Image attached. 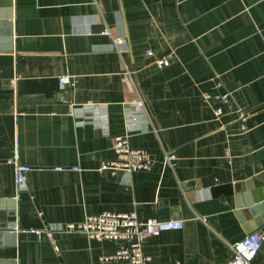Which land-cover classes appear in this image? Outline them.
Instances as JSON below:
<instances>
[{
    "label": "crops",
    "instance_id": "0c3cea01",
    "mask_svg": "<svg viewBox=\"0 0 264 264\" xmlns=\"http://www.w3.org/2000/svg\"><path fill=\"white\" fill-rule=\"evenodd\" d=\"M3 2L0 214L15 229L0 261L95 264L121 243L60 228L111 212L184 223L144 241L149 264H229L252 232L237 197L264 186V0ZM120 136L149 153L129 182L103 168ZM16 156L32 168L20 193Z\"/></svg>",
    "mask_w": 264,
    "mask_h": 264
},
{
    "label": "built area",
    "instance_id": "2783aa9c",
    "mask_svg": "<svg viewBox=\"0 0 264 264\" xmlns=\"http://www.w3.org/2000/svg\"><path fill=\"white\" fill-rule=\"evenodd\" d=\"M105 33H109L107 30ZM117 44H124V37L115 39ZM149 54H152L149 52ZM159 65H167L166 58H160ZM61 86L66 87L71 83L69 76L62 77ZM230 94H224L221 99L226 102ZM142 106V104H138ZM93 110V109H91ZM217 116L222 114V109L216 111ZM131 120H135L131 116ZM103 126L107 127V119L103 118ZM114 150L117 159L105 164L104 169H110L114 173L123 172L127 182L130 181L131 174L136 170L147 169L150 166L149 153L141 149L131 148L128 138L125 136L116 137L114 140ZM175 159L172 155L168 160ZM167 160V161H168ZM15 168V177L17 191L20 193L27 188V176L32 170L31 166L22 164L18 161L17 156L11 160ZM60 170V169H58ZM73 170H78L74 168ZM184 223L179 220H148L141 222L133 214H116L106 212L100 215L88 216L83 222L69 223L63 225L62 232H80L93 240H110L120 242L121 245L113 254L103 255L95 264H149L151 258L144 253L143 243L151 237L162 232L182 230ZM45 232L48 237L52 238L54 231L45 229L37 231L38 235ZM264 246V234L260 231H253L240 241L232 245L233 257L229 264H252L253 260ZM58 251V248L56 247Z\"/></svg>",
    "mask_w": 264,
    "mask_h": 264
},
{
    "label": "water",
    "instance_id": "95a60500",
    "mask_svg": "<svg viewBox=\"0 0 264 264\" xmlns=\"http://www.w3.org/2000/svg\"><path fill=\"white\" fill-rule=\"evenodd\" d=\"M11 7L10 0H4L3 7ZM3 14V11H2ZM11 21V18H7ZM6 18H0V29L4 26L2 24L5 21H8ZM1 34V32H0ZM12 42L11 40L9 41ZM241 193L238 195L237 208L239 209V215H242L243 218L239 217L241 222L251 221L252 232L258 230L262 227L264 222V186L256 188L254 185H249L248 189L242 187ZM0 210L4 209V202H0ZM9 212L5 216L0 214V233L3 231L14 230L15 229V217L13 208L8 209ZM260 218L262 222L260 221ZM256 219V220H255ZM255 222L253 223L252 221ZM3 235V233L1 234ZM15 237V235L13 236ZM0 264H7L6 262L0 261ZM15 264V263H13Z\"/></svg>",
    "mask_w": 264,
    "mask_h": 264
}]
</instances>
